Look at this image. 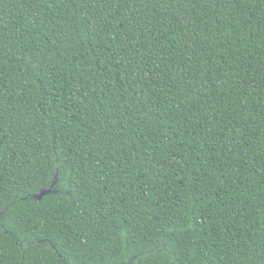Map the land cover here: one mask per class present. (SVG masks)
Masks as SVG:
<instances>
[{"label": "trees", "instance_id": "16d2710c", "mask_svg": "<svg viewBox=\"0 0 264 264\" xmlns=\"http://www.w3.org/2000/svg\"><path fill=\"white\" fill-rule=\"evenodd\" d=\"M0 264H264V0H0Z\"/></svg>", "mask_w": 264, "mask_h": 264}, {"label": "water", "instance_id": "95a60500", "mask_svg": "<svg viewBox=\"0 0 264 264\" xmlns=\"http://www.w3.org/2000/svg\"><path fill=\"white\" fill-rule=\"evenodd\" d=\"M50 192H52V191L51 190H43L36 196V198L40 199L43 195L50 193Z\"/></svg>", "mask_w": 264, "mask_h": 264}]
</instances>
